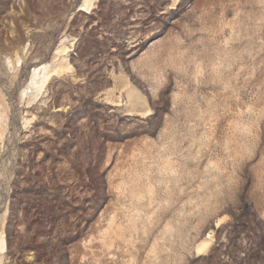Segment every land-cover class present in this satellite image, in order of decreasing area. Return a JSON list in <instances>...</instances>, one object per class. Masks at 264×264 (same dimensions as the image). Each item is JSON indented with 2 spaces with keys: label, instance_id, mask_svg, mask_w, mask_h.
Segmentation results:
<instances>
[{
  "label": "rangeland",
  "instance_id": "374dc122",
  "mask_svg": "<svg viewBox=\"0 0 264 264\" xmlns=\"http://www.w3.org/2000/svg\"><path fill=\"white\" fill-rule=\"evenodd\" d=\"M0 264H264V0H0Z\"/></svg>",
  "mask_w": 264,
  "mask_h": 264
},
{
  "label": "bare ground",
  "instance_id": "6f19581e",
  "mask_svg": "<svg viewBox=\"0 0 264 264\" xmlns=\"http://www.w3.org/2000/svg\"><path fill=\"white\" fill-rule=\"evenodd\" d=\"M56 71V68H50L45 63L33 67L29 71L27 78V88L29 93L34 97H38L49 77L54 75Z\"/></svg>",
  "mask_w": 264,
  "mask_h": 264
}]
</instances>
